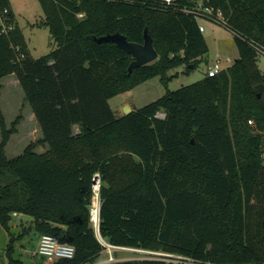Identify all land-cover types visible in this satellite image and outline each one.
Listing matches in <instances>:
<instances>
[{"label": "trees", "instance_id": "16d2710c", "mask_svg": "<svg viewBox=\"0 0 264 264\" xmlns=\"http://www.w3.org/2000/svg\"><path fill=\"white\" fill-rule=\"evenodd\" d=\"M56 48L32 58L24 34L0 0V79L14 74L41 137L8 158L17 132L0 110V230L9 235L6 264H24L12 213L39 235L74 246L73 258L49 264H94L115 246L164 250L219 263H264V0H202L220 9L238 57L215 76L166 93L116 116L109 99L209 52L193 10L198 0H38ZM8 8V13H3ZM79 14H83L79 16ZM153 39L157 60L129 73L131 54L96 38L121 33ZM163 113L164 117L160 114ZM253 121V125L249 124ZM77 128V129H76ZM36 145H46L44 152ZM100 178L99 230L91 222ZM28 241V240H27ZM116 255V254H115ZM41 262L37 264H41ZM106 264H163L120 260Z\"/></svg>", "mask_w": 264, "mask_h": 264}, {"label": "rangeland", "instance_id": "374dc122", "mask_svg": "<svg viewBox=\"0 0 264 264\" xmlns=\"http://www.w3.org/2000/svg\"><path fill=\"white\" fill-rule=\"evenodd\" d=\"M198 1L201 2V0ZM9 3L16 14V22L24 34L32 58H39L56 48V43L51 38L49 28L40 24L45 17L38 0H9ZM200 23L205 29L203 34L207 41L209 52L201 59L197 67L190 72H186L185 65L177 66L168 72L169 76H175L169 79L166 84L157 75L133 88L131 93H121L109 99V105L116 116L124 114L125 105L130 106L132 110L138 109L163 96L167 90H176L201 80L206 76L208 67L213 64L218 56L222 59L224 66H229L234 62L239 53L233 34L223 26L209 20L200 21ZM0 25L5 30L9 28V25L2 18L1 11ZM257 65L264 73V54H258ZM24 96V91L15 75L7 76L0 80V110L4 116L7 128H10L15 119L20 116L16 125L17 132L11 135L5 147L8 158L20 155L26 146L31 142H36L41 137L39 125L31 119V108L26 103ZM42 148L45 150L46 145H36L35 151L42 152ZM11 226L15 235L20 234L27 227L30 232L26 237L28 241H24L25 245L17 246L18 251L22 253L21 258L24 264L41 262L42 259L37 253L40 236L34 231L30 219L27 216H23L22 220L13 217ZM8 241L9 235L1 229L0 264H6L7 262L5 249ZM115 254L119 256L116 257L117 259L134 256V254L122 250L115 251L114 257L116 256ZM108 262L109 254L103 251L94 264H106ZM41 264L49 263L44 260Z\"/></svg>", "mask_w": 264, "mask_h": 264}, {"label": "built area", "instance_id": "2783aa9c", "mask_svg": "<svg viewBox=\"0 0 264 264\" xmlns=\"http://www.w3.org/2000/svg\"><path fill=\"white\" fill-rule=\"evenodd\" d=\"M168 4L172 3L174 0H162ZM189 12L193 13L198 20L199 29L201 32L204 31L203 25L200 21L209 20L211 22H223L225 21L223 14L220 9L215 10L213 7L206 6L204 7L201 2H198L196 7L193 10H189ZM3 13H8V8H4ZM83 14H79L82 16ZM3 31H6L2 27ZM256 51L258 54H264V49L262 47L257 46ZM228 66L223 65L222 59L218 56L213 64L208 67L207 74L209 76H215L221 70ZM164 117V114H160ZM249 124L253 125V121L249 120ZM94 195L92 197V202L90 206V214H91V222L94 228L99 230L100 224V196H99V189H100V178L98 175L94 178ZM21 214L13 212L12 217H19ZM100 242L104 246L105 252L109 254V262H115L120 260H155L160 261L163 264H232V263H219L214 262L211 260H204L200 258H195L193 256L184 255L181 253L176 252H169L164 250H149L144 248H134V247H123V246H115L107 241H105L100 235H98ZM127 251L131 254H134L133 257L121 258L117 259L114 257L115 251ZM102 251V252H103ZM37 253L40 256L46 258L48 262H54L60 258H73L75 254V248L69 243L63 242L60 238L56 235L44 234L40 236ZM264 264V263H260Z\"/></svg>", "mask_w": 264, "mask_h": 264}, {"label": "water", "instance_id": "95a60500", "mask_svg": "<svg viewBox=\"0 0 264 264\" xmlns=\"http://www.w3.org/2000/svg\"><path fill=\"white\" fill-rule=\"evenodd\" d=\"M144 42L135 43L130 42L121 33L107 34L96 38L98 42H113L119 48L131 54L133 61L129 65V73L136 67H140L155 61L158 58V52L153 45V39L148 33L147 29L144 30ZM132 111L128 105L124 106V114H129Z\"/></svg>", "mask_w": 264, "mask_h": 264}, {"label": "crops", "instance_id": "0c3cea01", "mask_svg": "<svg viewBox=\"0 0 264 264\" xmlns=\"http://www.w3.org/2000/svg\"><path fill=\"white\" fill-rule=\"evenodd\" d=\"M10 9L12 10V12L14 13V15H15V17H16V14H15V12L13 11V9L11 8V6H10ZM203 32H205V29H204V31ZM12 75H14V74H11V75H8L9 77H11ZM5 77H7V76H5ZM4 78V77H3ZM2 79V78H1ZM0 79V80H1ZM128 93H131V90L130 91H127V92H124V94H128ZM24 98H25V96H24ZM27 103V102H26ZM28 104V103H27ZM30 106V105H29ZM31 108V107H30ZM114 112V111H113ZM30 117H31V119H33L34 121H35V123H37L38 124V122H37V120H36V118H35V115H34V113H33V111L31 110V115H30ZM39 129H40V127H39ZM77 129V128H76ZM40 131H41V129H40ZM41 135H42V133H41ZM43 149V148H42ZM47 150V146H46V149L44 150L43 149V151L42 152H44V151H46ZM24 215H21V216H19V217H17V219L18 220H22V217H23ZM28 219H29V217H28Z\"/></svg>", "mask_w": 264, "mask_h": 264}]
</instances>
